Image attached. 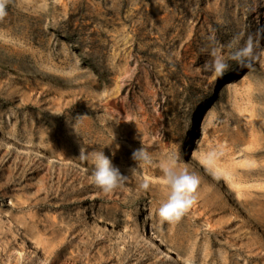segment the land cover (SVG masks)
<instances>
[{
  "label": "rangeland",
  "instance_id": "obj_1",
  "mask_svg": "<svg viewBox=\"0 0 264 264\" xmlns=\"http://www.w3.org/2000/svg\"><path fill=\"white\" fill-rule=\"evenodd\" d=\"M6 12L0 264H169L139 232L144 220L183 262L264 264V0H9ZM217 56L221 76L206 66ZM82 144L129 176L122 187L94 184ZM142 147L152 162L131 175ZM172 156L200 184L169 223L158 209Z\"/></svg>",
  "mask_w": 264,
  "mask_h": 264
},
{
  "label": "clouds",
  "instance_id": "obj_2",
  "mask_svg": "<svg viewBox=\"0 0 264 264\" xmlns=\"http://www.w3.org/2000/svg\"><path fill=\"white\" fill-rule=\"evenodd\" d=\"M8 3L9 0H0V20L7 15L6 7ZM252 47L250 38L246 46L237 51L233 58L238 63L243 64V57L252 52ZM206 66H210L213 73L217 76L223 75L228 70L227 63L218 56L211 61L210 65ZM78 158L87 160L93 165V182L105 193H111L122 187L129 179V176L123 175L113 165L111 159L105 155L103 150L89 151L88 147L82 144ZM132 159L136 161L138 168L130 169L131 175L136 174L140 167L151 164L152 162L151 156L143 147L133 152ZM162 171V181L168 191L166 200L161 203L158 209V216L163 222L174 223L185 216L189 209L196 203L200 179L195 173L189 172L186 165L181 166L178 158L175 156L170 157L169 161L162 165ZM142 187L147 190L149 184L144 183Z\"/></svg>",
  "mask_w": 264,
  "mask_h": 264
},
{
  "label": "bare ground",
  "instance_id": "obj_3",
  "mask_svg": "<svg viewBox=\"0 0 264 264\" xmlns=\"http://www.w3.org/2000/svg\"><path fill=\"white\" fill-rule=\"evenodd\" d=\"M246 72H236L235 75H232L229 79H227L224 83H223V92H228L231 91L236 84L238 83V81L240 80L241 76L243 74H245ZM202 108L204 109V113L202 115V118L199 117V113L196 114L194 122H193V127H196L197 125H200L202 122H206L207 118H208V110L207 108L205 109V103L202 104ZM7 137V136H5ZM20 143H22L23 145H28L31 147V144L28 140H22ZM186 154L184 155L185 159H187L191 164H193L195 166V169H197L198 171L204 173L205 175H208L207 172L203 169L202 165L200 164V162L198 161V159L196 158V156L194 155V152L192 149H187ZM210 177V176H209ZM224 195H225V199L226 202L228 203H233L232 198L224 191ZM139 232H141V234L143 235V237L145 238L146 244L153 250L158 251L159 255L161 256V259L166 260L169 264H190L187 262H183L177 255L176 253L165 243H163L155 234L154 232L149 228L146 220L143 221V223H141L139 225Z\"/></svg>",
  "mask_w": 264,
  "mask_h": 264
}]
</instances>
